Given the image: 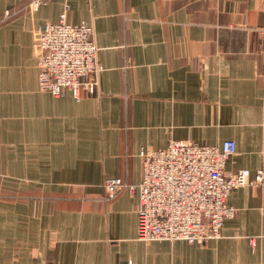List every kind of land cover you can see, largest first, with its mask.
Returning a JSON list of instances; mask_svg holds the SVG:
<instances>
[{
    "label": "crops",
    "instance_id": "crops-1",
    "mask_svg": "<svg viewBox=\"0 0 264 264\" xmlns=\"http://www.w3.org/2000/svg\"><path fill=\"white\" fill-rule=\"evenodd\" d=\"M29 1L0 0V264H264V187L233 189L205 244L138 241L137 192L102 188L170 140L233 141L225 171L264 170V0ZM61 14L99 49L78 100L38 87L32 33Z\"/></svg>",
    "mask_w": 264,
    "mask_h": 264
},
{
    "label": "built area",
    "instance_id": "built-area-1",
    "mask_svg": "<svg viewBox=\"0 0 264 264\" xmlns=\"http://www.w3.org/2000/svg\"><path fill=\"white\" fill-rule=\"evenodd\" d=\"M47 2L30 0L26 10L33 13ZM32 47L41 92L59 97L69 91L76 100L82 89L90 95L97 92L102 67L91 23L71 25L61 14L56 23L34 29ZM235 153L233 141L203 146L170 140L163 149H142L139 183L132 186L104 178L103 200L110 201L125 190L137 192L138 241L205 244L218 239L223 221L233 217L234 209L227 204L233 189L264 187L263 169L252 178L246 170H224Z\"/></svg>",
    "mask_w": 264,
    "mask_h": 264
}]
</instances>
